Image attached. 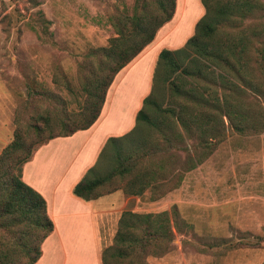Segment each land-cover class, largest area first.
<instances>
[{"label":"rangeland","instance_id":"1","mask_svg":"<svg viewBox=\"0 0 264 264\" xmlns=\"http://www.w3.org/2000/svg\"><path fill=\"white\" fill-rule=\"evenodd\" d=\"M249 2L250 12L222 21L209 37V48L221 55H207L200 45L180 53L168 82L162 72L147 94L151 123L134 119L92 165L90 178L101 179L116 166L129 168L94 190L110 198L99 207L107 209L102 249L113 243L124 211L165 212L171 232L146 254L112 258L113 264H264V0ZM145 9L158 12V0H0V199L9 197L8 178L37 149L36 140L77 118L66 112L79 110L84 78L101 71V48L128 35L122 23ZM180 9L169 31L185 18L186 35L199 9ZM168 37L161 32L158 44ZM15 139L22 147L6 151ZM145 170L144 188L132 176ZM139 187L141 194L130 193ZM23 224L16 220L12 230Z\"/></svg>","mask_w":264,"mask_h":264},{"label":"trees","instance_id":"2","mask_svg":"<svg viewBox=\"0 0 264 264\" xmlns=\"http://www.w3.org/2000/svg\"><path fill=\"white\" fill-rule=\"evenodd\" d=\"M200 1L205 11L194 26V34L186 40L181 48L176 50L163 48L159 51L153 72V87H155L162 72H165V80L168 82L170 74L181 65L178 56L180 53L189 50V48L194 47L195 49L200 45L205 54L210 53V56L214 58L219 57L221 55L219 48H209L208 40L214 34L216 26L222 21L230 22L233 16L250 12L254 6L249 0H225L222 5L220 3L222 0ZM158 10V12L151 11L149 13L146 9L142 10L141 14H135L129 18L130 21L122 23L121 28H126L127 24L130 26L126 32L128 35L125 36L121 32L119 37L112 39L110 46L101 48V71H94L90 77L84 78L80 89L83 93L81 95L85 98L83 103L80 104L79 110L66 112L68 115L77 114V118L61 121L62 132L56 134L51 132L45 138H38L36 140L38 147L54 137L68 136L77 130L86 129L96 121L105 101L106 90L113 81L114 76L148 45L154 39L158 29L172 18L175 11V0H158ZM224 59H227V57L224 56ZM176 90L177 86H174V91ZM69 91L73 95L77 94L72 88H69ZM149 102L154 103L152 102L151 93L144 97L143 105L135 116L136 123L141 120L151 123L150 117L145 112V107ZM177 115L181 116L179 110ZM190 117L193 121V117ZM48 120L46 119L47 122ZM120 138H107L102 147V153L110 142ZM22 145L23 142L15 139L6 148V151L11 147L15 149L22 147ZM33 152L26 153L23 158L17 161L19 164L17 172L8 178L6 185L9 197L0 199V264H34L41 255L42 241L53 229V223L46 211L44 197L22 180V167L25 162L31 159ZM115 157L118 156L115 154ZM117 159L118 164H121L122 158L118 157ZM92 167L72 188V193L84 200L98 198L100 195L94 190L105 179L113 175L123 176L129 173V168L117 169L116 166L103 179L90 178V175L95 172H93ZM132 177H134L132 182L142 178V183H145L144 188L148 186L150 181L147 170L144 171L143 175L139 174ZM143 187L132 189L130 193L141 194ZM16 220L24 222L22 230L19 229L17 232L12 230L11 227ZM170 233L165 212L137 214L124 211L121 214L113 243L104 247L101 251L102 264H113L112 258H119L122 261L131 253L146 254L148 252L147 248L154 249L160 244H164V240L169 239ZM7 234H10V237Z\"/></svg>","mask_w":264,"mask_h":264},{"label":"crops","instance_id":"3","mask_svg":"<svg viewBox=\"0 0 264 264\" xmlns=\"http://www.w3.org/2000/svg\"><path fill=\"white\" fill-rule=\"evenodd\" d=\"M196 6L199 15L186 35L183 34L185 18L179 28L169 31L179 7L183 13L190 14ZM203 11L200 0H177L174 15L158 29L155 39L116 73L96 121L71 135L49 139L24 163L22 180L44 197L53 223L34 264H102L100 221L107 209L99 207L107 206L104 203L110 198L84 200L74 195L72 188L95 163L107 138L122 135L134 125L136 112L151 89L159 51L171 44L184 45ZM161 32L170 36L162 47L157 40Z\"/></svg>","mask_w":264,"mask_h":264}]
</instances>
